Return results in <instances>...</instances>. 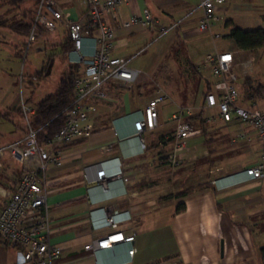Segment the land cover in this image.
Instances as JSON below:
<instances>
[{
    "label": "crops",
    "instance_id": "obj_1",
    "mask_svg": "<svg viewBox=\"0 0 264 264\" xmlns=\"http://www.w3.org/2000/svg\"><path fill=\"white\" fill-rule=\"evenodd\" d=\"M60 1L70 20L80 19L87 10L81 0ZM200 1L129 0L121 6V15L128 20L149 9L162 25L177 24L175 40L181 38L185 42L193 30L201 33L198 31L202 16ZM232 4L220 8L226 20L215 26L214 34L226 38L228 20L240 27L228 15ZM107 23L117 36L112 50L115 57L133 58L153 42L154 32L143 25L123 29L111 16L107 17ZM57 30L66 36L62 47L68 33L60 23ZM8 31L11 37L17 35ZM226 39L232 43L229 48L222 50L214 44V52L230 51L239 60L248 57V52L239 50L233 39ZM15 44L11 43L13 47L20 46ZM93 46V40H86L83 54L91 56ZM71 50L60 51L67 67L73 65L69 60ZM187 60L197 69L193 75L200 77L201 82L195 92L191 87L185 88L181 95L172 91L173 101L170 93H165L171 104L158 106V126L144 134L145 151L141 150L134 124L156 95L147 87L154 77L137 84L141 72L151 66L140 68L131 63L140 71L133 87L108 86L107 99L99 103L93 118L92 135L71 143L65 149L63 164L49 171L50 240L62 248L58 264H264L259 253L264 246V180H254L244 173L247 167L257 164L261 144L248 128L246 136L239 137L238 124L221 120L217 108L205 109L204 94L215 78L206 76L210 70L206 58L202 65H196L192 58ZM242 83L238 84L241 91ZM199 93L200 101L196 99ZM30 100L32 97L26 101ZM241 100L243 106L264 111L258 102L261 100ZM11 104L12 109L0 110V120H10L17 113L14 110L19 99L14 98ZM168 107H173L169 118ZM182 109L193 111L190 124L201 132L188 139L180 164L173 166L163 157L173 152L177 127L173 115ZM2 113L11 115L3 118ZM23 133L24 127L18 125L9 132L0 131V146L17 141ZM8 167L0 172V184L6 188H10V180L20 169L11 161ZM101 170L106 172L102 180L98 178ZM193 187L195 190L180 200L171 197ZM180 202L185 204V210L177 213ZM111 216H115V225L107 223ZM120 232L136 233L135 242H117L109 249H85L88 244ZM133 247L136 252L131 255L129 251ZM0 264L25 263L17 247L0 240Z\"/></svg>",
    "mask_w": 264,
    "mask_h": 264
},
{
    "label": "built area",
    "instance_id": "obj_2",
    "mask_svg": "<svg viewBox=\"0 0 264 264\" xmlns=\"http://www.w3.org/2000/svg\"><path fill=\"white\" fill-rule=\"evenodd\" d=\"M128 1L81 0L87 8L86 12L80 19L70 20L60 0H39L27 37V49L39 38L41 28L52 33L57 31L60 23L65 26L73 43L69 60L73 65H80L81 69L74 80L73 101L63 111L64 125L53 138L39 140L40 129L32 126L35 108L22 100L20 106L27 133L15 142L0 146V172L9 168V161L20 167V173L10 180V188L0 184V240L17 247L25 264H58L62 248L50 240L51 208L48 197L51 187L48 173L63 164L65 146L92 135L93 118L98 113L99 103L107 99L108 86L115 84L131 88L140 75V71L130 67L134 57L112 55L117 36L107 23V17L116 18L123 29L143 25L156 33V39L177 27V24L162 25L149 9L143 10L139 16L123 19L121 6ZM230 1L233 0H201L199 8L202 16L198 31L211 34L213 40L218 39L220 35L213 32L221 20L217 12ZM86 40L94 42L91 56L83 54ZM205 61L215 81L212 82L213 90L205 95L204 107L217 108L219 117L226 123L236 122L240 127L239 137L246 136L247 128L254 133L261 144V152L257 164L247 167L244 173L254 180H264V111L243 106L238 86L243 77L249 82L256 80L253 78L254 54L248 52V57L240 61L233 52H215L208 55ZM157 88L156 96L144 107L142 117L134 124L142 151L147 148L144 134L157 128L158 106L167 100L162 88L158 85ZM192 115L191 109H182L173 115V121L177 123L174 148L172 153L163 157L173 166L180 164L188 139L201 132L187 122L186 118ZM105 173L104 170L99 171L98 178L102 180ZM115 222V216L107 219L110 225H115ZM135 237L136 233L125 235L120 232L88 244L85 249H109L117 242L133 244ZM134 252L135 247L129 254Z\"/></svg>",
    "mask_w": 264,
    "mask_h": 264
},
{
    "label": "rangeland",
    "instance_id": "obj_3",
    "mask_svg": "<svg viewBox=\"0 0 264 264\" xmlns=\"http://www.w3.org/2000/svg\"><path fill=\"white\" fill-rule=\"evenodd\" d=\"M229 3L233 4L228 15L232 16L240 27L249 29L264 28V0H233L223 5ZM20 12L8 4L0 3V22H16L21 19ZM219 17L221 18L220 21L226 20L224 14L220 13ZM195 18L196 16L193 17V19ZM0 28V110L12 109L13 104L11 103L16 97L19 99V104L22 100H28V98L32 97V100L28 103L31 108H35L37 102L45 99L56 90L64 72L68 69L60 53L61 44L66 39L65 33H60L58 30L52 33H44L27 49V42L26 46L22 44L26 40L24 37L18 35L11 37L6 27L0 26ZM193 32L192 36L185 42L180 38L175 40L176 30L158 39H156V33L154 32L153 42L144 48L146 51L135 55L131 61V63L140 68L151 66L149 70L141 72V81L139 80L137 84L141 82L142 85L143 79H148L149 82L151 81L149 76H153V80L147 87L155 93L158 89L157 85L160 86L164 93H170L172 101L175 98V95L171 93L172 91H178V94L181 95L180 92L185 90V88L191 87L192 92H195L201 79L193 75L194 69L187 59L192 58L196 65H202L203 59L215 53L214 44L219 45V49L223 50L229 48L232 43L222 35L218 39L213 40L209 33H198L197 30H193ZM11 43L20 44L19 47L24 49L22 58L15 55L17 46L13 47ZM253 54L255 57L253 78L256 80L251 83L256 88L260 83L264 84V49ZM243 57H246V54ZM149 59H151L150 62ZM131 63L130 67L133 68ZM160 66L162 68L159 70ZM40 71H42V75H38ZM158 71L161 72L158 73ZM156 75L157 77H155ZM206 76L213 78L210 70ZM240 81L249 83L244 77ZM244 83L242 84L244 85ZM240 93L241 99L246 98L243 90H240ZM6 94L8 95L7 98H5ZM171 99H168L162 105L166 104L169 106ZM196 99L200 101L201 93L197 94ZM258 102L260 107L264 108V100ZM172 112L173 107H168L166 111L168 118ZM208 114L210 113H207V116L212 118L213 115ZM16 125L26 127L23 116L18 113H15L10 120L1 119L0 131H3V133L9 132L11 129L14 130ZM9 162H7L8 166ZM17 172L19 174L20 169Z\"/></svg>",
    "mask_w": 264,
    "mask_h": 264
},
{
    "label": "trees",
    "instance_id": "obj_4",
    "mask_svg": "<svg viewBox=\"0 0 264 264\" xmlns=\"http://www.w3.org/2000/svg\"><path fill=\"white\" fill-rule=\"evenodd\" d=\"M0 3L8 4L15 10L21 11V19L9 23L8 21L0 22V26L10 29L12 33L17 34L18 36L24 37V46H26L27 37L33 26L35 13L39 0H0ZM225 27L229 30L226 38L233 39L237 48L242 51L256 53L259 50L264 49V28H257L252 30H244L235 25L233 20H228L225 23ZM178 30V26L175 28ZM40 36L44 33H47L46 30H39ZM181 39V38H180ZM182 40V39H181ZM73 48V43L70 37H67L66 43L61 47L62 53H67L70 49ZM19 49V46L16 47L15 55L22 58L23 50ZM190 64V63H189ZM191 65V64H190ZM193 67V65H191ZM81 69L80 65H70L68 69L64 72L62 79L60 80L56 90L48 95L45 99L41 100L35 105V114L32 117V126L34 129H40L38 138L39 140L51 139L58 133V131L64 125V116L63 111L67 106L73 101L74 98V80L79 76V71ZM194 69V73L197 72V69ZM42 75V71L38 73ZM38 75H36L38 77ZM246 85V86H244ZM242 84V90L246 98L245 101L256 102L258 100L264 99V84L260 83L256 88L253 87L251 82ZM239 86V85H238ZM133 87V86H132ZM131 87V88H132ZM121 89H130V88H121ZM213 90L212 83L208 84V89L206 90L204 96ZM18 114L22 115V108L19 106L14 110ZM3 118H9L10 113H2ZM201 117V116H200ZM205 119H202L204 121ZM188 123L191 121L187 120ZM27 133V128L24 127V133L22 137ZM69 145L65 146L66 149ZM201 188V186H199ZM193 188H189L178 194L171 196L176 199H182L194 191ZM185 210V204L180 202L177 205V213H181ZM261 258L264 260V246L259 250Z\"/></svg>",
    "mask_w": 264,
    "mask_h": 264
}]
</instances>
